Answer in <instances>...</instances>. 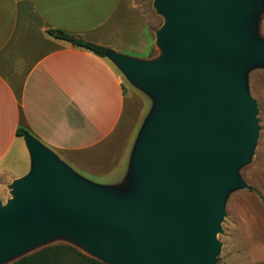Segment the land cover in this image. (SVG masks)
Here are the masks:
<instances>
[{
    "label": "water",
    "instance_id": "95a60500",
    "mask_svg": "<svg viewBox=\"0 0 264 264\" xmlns=\"http://www.w3.org/2000/svg\"><path fill=\"white\" fill-rule=\"evenodd\" d=\"M155 8L165 18L161 58L108 54L156 101L130 188L89 183L26 132L32 172L0 203V261L66 232L107 264H216L226 196L248 188L235 171L259 136L245 74L264 66V41L252 33L264 0H155Z\"/></svg>",
    "mask_w": 264,
    "mask_h": 264
},
{
    "label": "crops",
    "instance_id": "0c3cea01",
    "mask_svg": "<svg viewBox=\"0 0 264 264\" xmlns=\"http://www.w3.org/2000/svg\"><path fill=\"white\" fill-rule=\"evenodd\" d=\"M51 29L142 61L157 46L131 0H0V176L12 183L31 174L27 132L82 179H129L130 188L145 102L108 55L52 38ZM18 157L24 175L13 169Z\"/></svg>",
    "mask_w": 264,
    "mask_h": 264
},
{
    "label": "rangeland",
    "instance_id": "374dc122",
    "mask_svg": "<svg viewBox=\"0 0 264 264\" xmlns=\"http://www.w3.org/2000/svg\"><path fill=\"white\" fill-rule=\"evenodd\" d=\"M131 3L139 16L145 20L155 42L157 40L156 32L165 24L164 16L159 14L155 8V0H131ZM257 28H252V33L264 40V13ZM149 54H146V56H149ZM161 57V49L155 46L152 51V60L149 61H156ZM123 81L129 89L139 94L141 100H144L145 103L142 104L138 114L139 118L141 120L143 118L144 121L151 114L156 101L148 93L134 87L124 75ZM245 85L250 97L257 102L258 114L256 118L259 136L250 162L235 171L236 176L250 189H232L226 196L225 215L221 222V231L216 234V240L221 245L216 264H264V261H262L264 260V66H256L246 72ZM139 130L138 134L135 135V141L138 140ZM15 162L13 168L16 171L15 174L24 175L27 165L26 160L24 161L18 157ZM131 172L132 158L129 167V178ZM89 179V183L100 188H108L110 191H125L128 189L125 186L130 183L129 179L126 183L119 181L115 184H110L109 181L98 182ZM12 184L13 182L7 181L6 176H0V203L2 205H6L10 199H13ZM59 243L71 244L85 254L90 255L79 243L73 241L66 232H58L3 259L0 264H13L18 259L45 246Z\"/></svg>",
    "mask_w": 264,
    "mask_h": 264
},
{
    "label": "trees",
    "instance_id": "16d2710c",
    "mask_svg": "<svg viewBox=\"0 0 264 264\" xmlns=\"http://www.w3.org/2000/svg\"><path fill=\"white\" fill-rule=\"evenodd\" d=\"M47 35L57 40L72 42L75 37L61 30H47ZM77 47L105 58L111 49L94 43L78 40ZM24 130H18L17 135L23 136ZM13 264H107L90 255L85 254L71 244L59 243L45 246L32 254L26 255Z\"/></svg>",
    "mask_w": 264,
    "mask_h": 264
},
{
    "label": "bare ground",
    "instance_id": "6f19581e",
    "mask_svg": "<svg viewBox=\"0 0 264 264\" xmlns=\"http://www.w3.org/2000/svg\"><path fill=\"white\" fill-rule=\"evenodd\" d=\"M164 51H165L164 49H161V53H162V55H164Z\"/></svg>",
    "mask_w": 264,
    "mask_h": 264
}]
</instances>
